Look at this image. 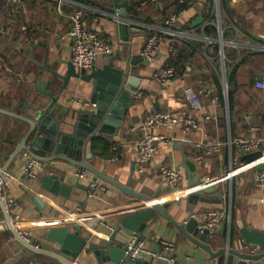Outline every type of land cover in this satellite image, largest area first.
<instances>
[{"label":"crops","instance_id":"crops-1","mask_svg":"<svg viewBox=\"0 0 264 264\" xmlns=\"http://www.w3.org/2000/svg\"><path fill=\"white\" fill-rule=\"evenodd\" d=\"M137 1L91 0L71 6L70 2L62 5L58 0H28L32 9L28 16L33 27L26 33L20 30L24 24L21 19L25 18L23 11L4 15L11 31L0 32V49L7 67V70L0 68V172L6 169L3 174L5 200L16 201L9 208L13 225L29 234L30 243H37L42 250L57 255L59 247L46 237L50 229L79 225L81 234L88 239V245L77 258L79 263L114 264L97 254L90 244L104 245L114 234L117 240L129 242L135 233L119 229L121 219L149 208L146 197L159 193L157 202L168 205L169 215L178 224L195 217L199 226H203L204 210L224 211L226 220L217 235L212 236L213 252L218 254L224 248L249 252L246 248L251 246L246 244L240 230L251 227L264 231V185L255 181L262 172L258 167L264 165V142L257 151L263 156L250 160L249 155H243L241 161L251 162L250 166L234 174H231L232 159L238 151L229 142L235 136H249L251 125L261 128L253 137L264 139V88L259 86L264 82V0L190 2L188 8L176 14L178 21L172 29L177 34L163 37L160 53L153 63L143 60L141 53L148 36L166 29V18L159 12L165 3L155 5L152 22H146L131 14ZM117 7L121 11L128 8L125 13L120 11L119 20L115 18ZM59 9L64 13L81 9L85 25L113 45L112 55L97 59L98 68L115 59V66L130 67L139 78L135 103L123 126L114 134L92 138L84 152L86 162L103 176L85 169L87 178L81 179L78 173L82 167L59 160L46 162L48 171L32 179L25 173L33 158L30 152L25 150L14 157L17 146L31 129L25 119H36L39 104L44 108L53 105V100L40 91L53 77L51 71L65 75L66 62L71 61V40L66 38L71 21ZM198 18L203 20L196 24ZM121 24H125L123 30ZM172 44L184 49L178 66L170 61ZM171 65L176 67V78L166 85L158 83L154 79L156 69ZM58 82L63 84L62 80ZM187 85L212 90L204 96V107L197 114L199 128L186 133L185 125L179 123L153 129L154 136L176 141L158 142L154 159L141 166L138 142L143 120L155 111L174 113L184 109L187 103L179 97ZM55 96L60 104L52 106L51 114L59 120L75 121L76 109H97V103L92 101V85L81 79L73 77L64 91H55ZM76 97L90 101L92 106L84 108L75 104ZM217 141L224 142L218 153L208 155L199 147L200 143ZM30 142L28 145L32 148ZM199 156L203 157L201 163L197 161ZM193 164L195 170L191 168ZM165 165L179 169L182 174L176 193H170L163 183L161 168ZM52 173L71 184L69 197L53 195L42 188L40 179ZM191 179L199 184L204 180V188L218 186L223 199L193 204L188 195L193 190H189ZM91 180L107 185L109 190L89 197L87 189ZM36 196L45 204L43 211L35 203ZM4 219L0 206V220ZM143 240L146 252L138 256L143 264H168L165 258L174 259L175 264H227L226 253L211 254L195 243L188 232L181 231L158 213L148 221ZM163 242L172 243L173 250ZM113 245L118 246L115 241ZM33 257L35 264H61L46 255H34L14 236L9 224L0 223V264H21ZM252 264H264V258Z\"/></svg>","mask_w":264,"mask_h":264},{"label":"water","instance_id":"water-1","mask_svg":"<svg viewBox=\"0 0 264 264\" xmlns=\"http://www.w3.org/2000/svg\"><path fill=\"white\" fill-rule=\"evenodd\" d=\"M80 4H85L91 0H74ZM128 10L122 9L121 13ZM203 18H198L196 24L201 23ZM125 24L120 25L123 30ZM109 63L102 68H98L95 64L94 70L88 72L86 70L77 69L72 61H67V73L61 74L56 70H52L53 77L46 84L44 90H40L42 94L49 96L53 100V105L59 103L58 96H55V91H64L71 79L77 78L92 85V101L97 103L96 110L76 109L75 121L59 120L51 114L52 106L44 108V105H36V119H25L31 125L29 133L24 140L17 146L14 152V157L20 155L23 151H29L33 158L43 160L45 162L65 161L70 164L80 166L83 170L87 169L99 176H103L96 168L91 166L84 159V152L90 140L97 135L114 134L118 127L123 126V122L132 106H134L138 80L131 68L115 66V59H111ZM121 60V59H119ZM58 80H62L63 84H59ZM19 118L17 115H14ZM33 140L30 142V139ZM31 147L29 148L28 143ZM262 156L261 152L252 153L249 159L253 160ZM185 163L187 162L184 159ZM195 170V165L191 166ZM259 170H264V165L258 167ZM6 170V169H5ZM4 170V171H5ZM3 172H0V206L3 210L5 220L10 226V229L19 242L34 255H46L60 262L61 264H73L72 260L77 259L88 245V239L83 236L82 229L79 225L72 228L71 225L52 227L47 234V239L54 242L59 247V254L46 252L39 248L37 243L26 241L19 234L12 222V218L7 206V202L3 196ZM42 188L53 195H71V184L63 181L56 173L44 174L40 179ZM204 180L200 184H203ZM199 183L191 179L190 187H196ZM130 194L133 192L127 190ZM135 195V194H134ZM158 194L154 197H146L150 201V207L141 211L125 215L120 223L119 229L134 232L138 238H144V231L148 221L156 214H160L164 218L174 223L181 231L188 232V236L198 245L204 247L213 255L226 253L227 264H252L254 261H260L264 258V231L256 230L251 227H243L240 234L244 238L247 245L257 247V253L253 254L247 251H237L228 248L221 249L218 254L212 250L211 243L213 237L210 231L202 226H199V221L192 217L185 224H178L168 213L167 204L157 202ZM189 199L193 204L201 202H212L213 199H223L224 194L219 191L218 186H210L191 190ZM217 201V200H216ZM35 203L40 211H43L44 202L40 196L35 197ZM193 208V206L191 207ZM215 235V234H214ZM213 235V236H214ZM115 241L118 246L113 245ZM128 242L117 240L115 234L112 239L106 244H90V248L95 249L99 255H104L107 260L114 264H143L141 260L130 258L127 254ZM263 251V252H262ZM72 259V260H71Z\"/></svg>","mask_w":264,"mask_h":264},{"label":"built area","instance_id":"built-area-1","mask_svg":"<svg viewBox=\"0 0 264 264\" xmlns=\"http://www.w3.org/2000/svg\"><path fill=\"white\" fill-rule=\"evenodd\" d=\"M60 4H65L70 2L71 6L80 5L79 2L74 0H58ZM141 1L142 6H147L149 4H156L160 2V0H139ZM184 2V0H180ZM1 3V0H0ZM7 6L11 7L12 13H16L18 11H23L25 14L24 24L21 26V31L26 33L29 31L31 20L29 18V14H31V5L28 0H6ZM60 13L66 16L71 21V26L69 31L66 34V38L71 40V61L74 66L79 70L91 71L94 69L97 59L100 56H109L114 53V47L110 41L102 38L94 29L89 28L85 25L84 19L85 14L80 9L74 11L72 13H64L61 9H59ZM121 11V7L116 8L115 18L117 20L120 19L119 13ZM36 13V12H35ZM178 17L176 14L170 15L164 20V24L166 29L164 32H154L150 36H148L144 48L141 53V57L143 60L153 63L159 53L161 48V43L163 37L167 34L175 36L177 33L172 29V27L177 23ZM173 30V31H172ZM11 31V27L7 26L4 23L0 24V32L3 34H8ZM170 53L172 55L177 54V47L175 44L171 45ZM5 59L3 56V52L0 49V68L6 69ZM176 67L174 66H165L159 67L154 72V79L162 84L166 85L172 82L176 78ZM260 87L264 88V82L259 84ZM211 89L206 88H196L191 85L185 86L180 94L179 99L182 102H186L187 106L174 113L169 112H161L155 111L151 115H148L143 120L140 126V132L142 134L139 142H138V158L141 166H145L150 161H152L157 152V143L160 141H164L166 143L175 142V138H167L165 136H154L152 134V130L156 128L169 127L172 125H176L182 123L185 125V132L189 133L195 129H198L200 126V121L197 117L198 112L204 107V96H208L211 94ZM73 102L79 106L84 108H90L92 103L83 98L76 97L73 99ZM261 128L258 125H251L249 127L248 133L249 136L240 135L235 136L230 140V145H233L237 148V155L232 159V173L238 172L240 170H244L249 168L250 163H244L241 161V157L243 155H250L261 150V145L264 142L263 138L253 137V133L259 131ZM224 142L217 141L212 143H200L199 147L205 150V153L208 155H212L220 152L222 145ZM263 156V155H262ZM261 156V157H262ZM203 160L202 156L197 158V161L201 163ZM47 163L43 160L37 158H31L28 162L25 173L32 179H38L39 176L48 171ZM143 169H141L142 171ZM78 176L81 179L87 178L86 170H81L78 173ZM161 177L166 189L170 193H176L180 187V181L182 179V174L179 169L171 166H162L161 168ZM256 183L259 185H264V171L260 172L256 179ZM2 184H5V179H2ZM205 184V181L204 183ZM203 184H199L196 187H191L189 190L195 188H203ZM107 185L98 182L97 180H91L88 186L87 192L89 197H95L102 191H108ZM8 208L14 206L16 201L12 198L6 200ZM201 217L204 221L203 228H206L210 231L211 236L216 234L220 228L223 226L224 221L226 220V213L224 211L216 210V209H208L204 210L201 213ZM13 222V219H12ZM1 224L8 225L7 221L0 220ZM18 230V229H17ZM21 237H23L26 241L30 242L29 234L24 230H18ZM165 246L169 249L173 250L174 245L169 242H163ZM249 252L255 254L258 251L256 247L246 248ZM146 252L145 241L135 234V236L128 242L127 244V254L130 258L137 259L138 256ZM155 255V254H153ZM168 261V264H175L176 261L171 258H165ZM73 264H80L78 259L72 260ZM21 264H35L34 257L21 263Z\"/></svg>","mask_w":264,"mask_h":264},{"label":"trees","instance_id":"trees-1","mask_svg":"<svg viewBox=\"0 0 264 264\" xmlns=\"http://www.w3.org/2000/svg\"><path fill=\"white\" fill-rule=\"evenodd\" d=\"M114 1V0H113ZM165 3V7L161 8L159 12L164 15L165 18L169 17L172 14H178L180 11L186 9L189 7L190 2H193L194 0H184V2H181L180 0H160V2ZM160 3H158L159 5ZM156 4H149L147 6H142L141 1H137L131 10V14L133 17L138 18V19H143L146 22H152L153 18V8L155 7ZM156 5V6H158ZM12 10L11 7L7 6L6 0H1L0 3V24L4 23L6 24V21L4 20L6 14H11ZM21 19V18H20ZM23 18L21 19V23ZM33 27V23L31 22L30 28ZM29 28V29H30ZM21 30V26H20ZM177 47V54L172 55L171 54V63L175 64L178 66V61L181 59L183 56V50L180 47ZM217 235V234H216Z\"/></svg>","mask_w":264,"mask_h":264}]
</instances>
